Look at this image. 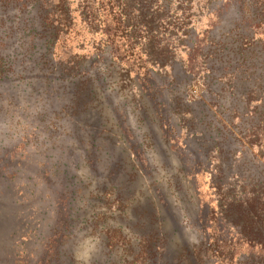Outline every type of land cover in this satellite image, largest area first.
<instances>
[{"label": "trees", "instance_id": "trees-1", "mask_svg": "<svg viewBox=\"0 0 264 264\" xmlns=\"http://www.w3.org/2000/svg\"><path fill=\"white\" fill-rule=\"evenodd\" d=\"M75 1L0 0V128L4 127L0 137V202L7 206L6 200L12 196L17 198V204L27 202L24 195L45 202L51 195L41 196V183L55 187L59 182L64 187L58 202L61 218L50 230L53 235L43 244L41 255L29 242L43 237V228L38 225L30 230L29 224L24 228L21 225L18 245L15 237L19 226L14 232L11 217L0 214V264H4L2 256H15L13 264H172L167 259L180 229L178 225L172 229L169 204L147 197L134 205L135 200L125 191L126 185L119 184L123 174L128 183H141L132 161L130 164V160L119 159L114 163L105 177L101 197L97 194L105 154L97 141L109 127L112 130L122 126L110 121L114 119L103 118V107L96 109L106 107L112 92L119 96L123 91L122 87L119 89L123 81L119 62L122 55L114 43L122 28L126 23L134 27L137 22L148 28L147 32H156L148 38L149 45L155 48L161 15L167 14L170 6L164 1L153 9L152 0H129L132 9L135 5L140 8L139 14L124 22L122 13L107 16L113 17L104 24L112 42L105 50L89 59L76 56L62 60L57 50L63 35L73 32L72 17L78 12V8L71 9ZM78 2L84 26L92 29L98 18L90 0ZM232 2L240 18L225 34L229 42H217L213 38L214 27L205 53L221 63L223 74L231 70L233 80L227 83L231 88L229 97L217 94L222 102L215 118L220 119L211 122H215L221 134L218 139L222 140L209 150L218 155L210 182L218 206L212 212L208 237L202 239V244L216 245L215 258L224 263L233 264L236 260V264H264V161L257 155L249 160L245 157L264 136V39L258 37L264 34V0ZM132 33L136 35V31ZM165 61L159 64L160 68L167 66ZM151 72L147 74L152 76ZM127 74L130 76L129 71ZM96 125L101 128L99 134L92 133ZM62 139L78 140L79 147H64ZM234 143L237 147L232 150ZM131 146L138 154L137 145ZM119 151L126 152L115 144L113 152ZM233 151L239 154L238 160ZM71 161L74 165L69 164ZM92 185L94 190L89 189ZM98 198L103 211L89 214L92 201ZM29 209L35 212V208ZM40 214L37 210L34 215ZM175 222L179 224L180 220ZM217 224L229 233V238L221 242L228 250L226 255L218 252L220 240L213 232ZM85 230L91 232L87 236L96 237L101 243L96 247L98 253L83 254L80 260V253L74 248L80 247V241L84 243L85 236L81 234ZM9 247L19 248L18 253ZM198 247V243L182 246L179 258L174 257L175 264H206L199 257Z\"/></svg>", "mask_w": 264, "mask_h": 264}, {"label": "rangeland", "instance_id": "rangeland-1", "mask_svg": "<svg viewBox=\"0 0 264 264\" xmlns=\"http://www.w3.org/2000/svg\"><path fill=\"white\" fill-rule=\"evenodd\" d=\"M164 1L169 4L170 9L167 14L161 15L162 23L155 48L149 45L148 38L156 32H147L148 28L137 22L133 23L134 27L126 23L114 42L122 55L119 62L123 81L119 89L122 87L123 91L119 96L112 92V98L107 101L106 107L103 105L96 109L99 111L103 107L105 109L103 118L114 119L110 121L113 124L119 122L122 129L115 127L110 130L109 127L106 130L108 132L103 133L97 141L105 151L97 194L101 197L105 177L110 173L114 163L119 159L130 160V164L132 161L141 183L131 181L128 183L125 174L123 178L119 177L118 181L121 186L126 185L125 191L128 196H132V200H135L134 205L138 200L144 202L147 197H151L157 203L160 201L161 204L167 203L172 217V220L169 218L173 225L172 229L179 226L180 231L174 238L175 243L167 261L175 264V258H179L182 246L198 243L199 257L206 264H231L230 261L224 263V260L215 258L213 250L216 249V245L210 246V243L207 245L205 242L202 244V239L208 237L210 220L213 219L212 212L218 206V198L210 189L212 169L218 165L216 159L218 155L215 150L212 149L211 152L209 150L215 147L216 142L222 140L218 139L221 138V134L215 122H211L220 119L215 118L219 115V104L222 102L217 94L228 96L231 88L227 83L233 80L231 70L227 71L226 75L223 74L221 63H217L214 58L206 57L205 53L208 51L213 28L216 29L213 38H216L217 42L218 40L222 43L229 42L225 34L239 22L240 16L236 14L235 8L233 9L232 0H152L153 9ZM90 2L95 17L98 18L94 21L92 29L86 28L83 24L82 6L78 0L71 6L72 11L78 8V12L72 17L75 23L73 32L63 35L57 50L62 60L76 56L89 59L101 49L105 50L107 44H111L112 41L105 32L104 24L112 21L111 16L120 13L125 16L123 22L127 18L133 19L140 10L137 5L132 9L129 0ZM109 14L111 16L107 19ZM114 26L115 24L111 26L112 30ZM133 31H136V35H132ZM113 34L116 33L112 32ZM258 37L264 39V34L261 33ZM230 46L228 44V47ZM162 60H166L167 66L164 68L159 67ZM127 71L130 72V76H127ZM150 71L153 73L152 76L147 74ZM210 81H214L215 84ZM115 87L116 84L112 85V89ZM116 107L118 110L114 109ZM143 120L144 122H141ZM93 128L92 133H101L99 126ZM3 129L2 125L0 137ZM126 130L130 131L124 134ZM85 135L88 136V132H85ZM212 135L214 138L210 137ZM63 141L64 147L76 148L77 145L79 147L78 140ZM115 144L120 145L126 152H113ZM131 144L137 145L135 150L138 149L140 155L132 149ZM235 147L237 144L234 143L230 148L233 150ZM234 154V158L238 160L239 154L238 156L235 152ZM252 155H257L262 162L264 161V136L257 140L249 156L245 153L246 158H252ZM72 161L76 163L77 160ZM72 161L69 164H73ZM128 172L131 173L130 170ZM96 182L97 179L94 183ZM40 187L43 191L42 197H46V194L51 195L49 200L42 202L24 195L27 202L17 204V198L14 196L13 199L6 200L7 206L0 202V214L5 213L11 217L9 219L14 232L16 226H19L20 231L17 237L14 236L18 245L21 225L24 228L29 224L30 230H34L38 225L43 228L45 232L43 237L29 242L32 244L31 248L39 255L42 254L43 244L47 238L53 235L50 230L55 228L61 218L58 202L64 190L59 182L55 183V187L45 183H41ZM89 189L94 190L93 185ZM25 193L27 194L26 189ZM99 201V198L92 201L93 209L89 214L94 210L103 211L99 209ZM29 208H35V212L38 210L41 214L35 216V212H30ZM115 208L116 206L112 211H115ZM175 220H180L179 224ZM213 230L220 240L218 252L226 255L228 250L221 242L229 238V233L220 224ZM89 233H91L89 230H85L81 234V237L85 236L84 243L80 241L82 243L80 247L74 248L77 254L80 253L78 257L80 260L84 258L83 254L99 252L96 247L100 246L101 242L98 243L96 237L87 236ZM29 236L34 237L32 234ZM101 246L105 250L104 246ZM13 248L9 247V250L11 252L14 250L13 252L17 254L19 248ZM14 257L2 256L1 260L4 264H13ZM233 261V264L237 263L236 260Z\"/></svg>", "mask_w": 264, "mask_h": 264}]
</instances>
